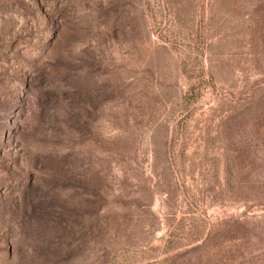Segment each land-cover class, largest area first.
Returning a JSON list of instances; mask_svg holds the SVG:
<instances>
[{
  "label": "rangeland",
  "instance_id": "obj_1",
  "mask_svg": "<svg viewBox=\"0 0 264 264\" xmlns=\"http://www.w3.org/2000/svg\"><path fill=\"white\" fill-rule=\"evenodd\" d=\"M0 264H264V0H0Z\"/></svg>",
  "mask_w": 264,
  "mask_h": 264
}]
</instances>
